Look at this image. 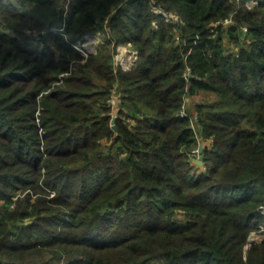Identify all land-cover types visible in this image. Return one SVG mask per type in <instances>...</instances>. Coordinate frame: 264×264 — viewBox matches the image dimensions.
<instances>
[{
  "label": "trees",
  "instance_id": "1",
  "mask_svg": "<svg viewBox=\"0 0 264 264\" xmlns=\"http://www.w3.org/2000/svg\"><path fill=\"white\" fill-rule=\"evenodd\" d=\"M262 205L264 0H0V264H264Z\"/></svg>",
  "mask_w": 264,
  "mask_h": 264
},
{
  "label": "built area",
  "instance_id": "2",
  "mask_svg": "<svg viewBox=\"0 0 264 264\" xmlns=\"http://www.w3.org/2000/svg\"><path fill=\"white\" fill-rule=\"evenodd\" d=\"M154 9L158 14L164 15L167 18V20L174 19L176 21L183 22L181 20V18L179 20L176 16H174L171 13H170V15H168L160 7H157V8L155 7ZM154 24L157 27L156 21H154ZM100 35L101 34L96 36V38L94 40L89 41V40H91L90 35L87 34L83 39H81L84 42H82L81 40H78L76 43H74V46L82 53V55L84 57H88L90 54L97 52V48H98L99 44L103 41V38L101 39L102 35L101 36ZM89 42H96V46L94 45V46L89 47V45H88ZM113 46H114L113 63H114L115 69L121 68V69L127 71V70L132 69L138 63V61L140 59V51L137 48H135L131 42L124 44V43H118L116 41H113ZM183 75H184L186 81L189 82L190 76H191L190 67H187L185 69ZM114 95H116V94H114ZM117 103H118L117 99L115 100L113 97L110 99L111 107L117 106ZM186 115H188V114L185 111V105H184L182 108V111L180 112V116L184 117ZM198 151L199 150L196 149V152H198ZM260 211L264 217V205H262L260 207ZM261 222H262L261 225H259V227L256 230L252 231L250 236H249V237L254 238V239H252V240H254V241H252V243H256V242H259V241L264 239V219ZM258 238H260V239H258ZM248 244H250V243H248Z\"/></svg>",
  "mask_w": 264,
  "mask_h": 264
},
{
  "label": "rangeland",
  "instance_id": "3",
  "mask_svg": "<svg viewBox=\"0 0 264 264\" xmlns=\"http://www.w3.org/2000/svg\"><path fill=\"white\" fill-rule=\"evenodd\" d=\"M59 1V4H60V6L61 7H66L67 8V3H68V0H58ZM253 3H257V2H255V1H251V4L250 5H252ZM157 8V7H156ZM164 11V10H163ZM166 12V11H165ZM168 15H170V13L171 14H173L174 16H176L179 20H180V16L178 15V14H176V13H174V12H166ZM224 24V27H226V26H228V25H231L233 22H232V20L231 19H228L227 21H225V22H223ZM157 25V24H156ZM158 26V25H157ZM109 33H110V31H109ZM34 35H39L38 34V32H35L34 33ZM88 35H90V39L91 40H89V41H92V40H94L95 38H96V36H98L99 34H88ZM109 35V34H108ZM101 36V35H100ZM104 37L106 36L107 37V35H103ZM103 36H101V39L103 38ZM82 41V40H81ZM82 42H84V41H82ZM88 45H89V47L90 46H96V42H89L88 43ZM229 46L231 47V48H237L235 45H234V43L233 44H229ZM55 50V49H54ZM191 74H192V70H191ZM190 78H191V76H190ZM119 90V89H118ZM115 91H117L116 90V88H115ZM120 91V90H119ZM115 100L117 99V101L119 100H121V97H120V94H116V95H111ZM116 97V98H115ZM215 99H216V95L215 94H213L212 92H209V91H206V90H202V91H199V93H197V94H193L192 95V97H190V99L187 97V99L185 100V103L183 104V106L185 105V111H186V113L187 114H191V115H193L192 116V120H193V125H194V127H195V122H196V115H194V112H196V105L198 104V103H206V102H214L215 101ZM183 106H182V108H183ZM117 107V108H116ZM118 110H119V107H118V103H117V106H113L112 107V115H113V117L114 116H116L117 117V114H118ZM182 111V109L180 110V112ZM200 144H203V146L205 145V143H204V141H200V143H199V145ZM199 150V149H198ZM194 154L196 155L195 157H194V159L196 160V162H197V160H202V153L200 152V150L198 151V152H196V150L194 151ZM203 161V160H202ZM262 223V222H261ZM261 223H260V225H261ZM252 239H254V238H252V237H248V243H252V241H254V240H252ZM256 239V238H255ZM258 239H260V238H258ZM55 264H64V262L62 261V260H57V262H55Z\"/></svg>",
  "mask_w": 264,
  "mask_h": 264
},
{
  "label": "water",
  "instance_id": "4",
  "mask_svg": "<svg viewBox=\"0 0 264 264\" xmlns=\"http://www.w3.org/2000/svg\"><path fill=\"white\" fill-rule=\"evenodd\" d=\"M115 120H116V116H114L112 118V126H113L114 129H116ZM203 147H204L203 144H200L199 145V150H200L201 153L203 151ZM197 163L200 164V165H202L203 164V161L202 160H197Z\"/></svg>",
  "mask_w": 264,
  "mask_h": 264
},
{
  "label": "crops",
  "instance_id": "5",
  "mask_svg": "<svg viewBox=\"0 0 264 264\" xmlns=\"http://www.w3.org/2000/svg\"><path fill=\"white\" fill-rule=\"evenodd\" d=\"M189 99H190V97H192V95L191 96H187ZM187 97H186V99H187Z\"/></svg>",
  "mask_w": 264,
  "mask_h": 264
}]
</instances>
